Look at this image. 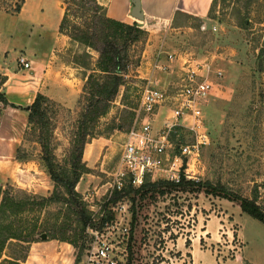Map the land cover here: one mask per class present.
<instances>
[{"label": "rangeland", "instance_id": "obj_1", "mask_svg": "<svg viewBox=\"0 0 264 264\" xmlns=\"http://www.w3.org/2000/svg\"><path fill=\"white\" fill-rule=\"evenodd\" d=\"M66 1H46L51 19ZM23 2L0 0V8L17 12ZM214 3L213 18L207 16L203 21L178 13L171 28L156 31V37L147 32L129 45L128 68L95 123L87 120L91 116L85 112L89 95L83 90L86 76L96 69L99 55L95 50L72 40L62 46L58 38H63L56 32L33 40L34 56L42 63L57 67L63 60L73 67H64L61 78L56 72L48 83V91L62 94L65 100L44 105L46 127L28 124L26 118L41 62L36 61L34 67L29 64L21 72L16 59L25 55L24 50L17 57L11 55V71L10 65L6 68L12 72L8 92L19 108L14 106L15 110L6 114L0 111V131L8 137L0 139V200L4 195L14 203L2 210L5 220H0V226L11 227L12 218L34 234L29 243L8 239L0 264H11L6 259L20 264H89V251L94 252L100 241L109 244L119 264H127L128 259L130 264H264V223L243 212L234 198L256 195V203L264 209V0ZM68 8L69 24H83L84 17L71 15L75 7L69 4ZM246 17L249 25L243 28L241 21ZM133 23L141 25L138 19ZM18 43L22 40L11 39V45ZM28 58L31 63V55ZM191 60L208 65L210 86L168 136L166 167L170 169L175 161V170L179 146L194 142L190 127L197 119L208 142L199 148L198 155L184 158L178 180L164 171L148 175L139 191L135 190L138 187H127L119 192L111 185L112 175L127 136L139 129L146 116L142 93L157 88L167 95L150 115L153 133L158 135L171 120L177 105L175 88L182 83ZM0 68L5 67L0 63ZM215 70L221 71L217 78ZM3 80L0 74V84ZM101 105L95 104L98 108ZM39 134L45 138L58 171L75 184L76 195L71 196L66 185H55L50 179L41 159ZM76 147L81 148L79 164L86 169L77 181L72 174ZM181 178L221 183L230 199L206 194L196 186L178 185ZM41 197L54 200L40 203ZM26 198L30 199L28 205H18Z\"/></svg>", "mask_w": 264, "mask_h": 264}, {"label": "trees", "instance_id": "obj_2", "mask_svg": "<svg viewBox=\"0 0 264 264\" xmlns=\"http://www.w3.org/2000/svg\"><path fill=\"white\" fill-rule=\"evenodd\" d=\"M214 2L215 0L212 1L208 11L209 18H213L212 13L215 5ZM69 4H72L75 7V9H72L73 12L71 14L74 18H85L83 19V24H79L76 22L69 24L67 19ZM62 9L63 14L59 24V32L69 37L70 40L77 42L78 44H83L86 47L95 50L99 55L96 69L92 68V73L86 76L85 85L83 88V90L86 91L89 95V102L86 105L85 112L91 116L87 117V120L95 123L97 118H99V116H101L105 112L107 108V102L110 101V98L112 96H114L118 85L121 84L122 73H124L128 68L130 57L128 53L129 45L132 44V42L139 40L141 36L147 35V31L138 27L136 23L129 24L108 17L105 7L101 5L97 0H67L65 2V6H62ZM89 12L92 13L90 14ZM247 19L248 18L246 17L241 21V25L243 26V28H247L249 25ZM79 66L84 65L80 64ZM85 68L88 70V67L86 65ZM98 78L103 79V81L99 83ZM0 101L4 105L9 104L6 97L2 93H0ZM50 102L53 103V101L46 95L39 92L36 93L29 107L26 109L28 124L33 123L39 124L41 127H46L48 123V113L44 105L48 103L50 104ZM96 103L102 104L101 108H98V106L96 107ZM9 105L11 107H14L13 104ZM38 142L41 145L43 151L41 159L50 179L55 185H66L68 187V193L71 196L76 195L74 192L75 184L62 176V174L58 171V167L53 159V156L51 154H48L46 140L42 134H39ZM83 143H85V141H82V144ZM75 150L76 152H78V155L75 161L76 163H74L72 174L77 181L79 176L81 175V172H84L86 169L83 165L79 164V162H81V148L76 147ZM162 183L173 186L177 185L173 184V182L171 181H163ZM178 183V185H182L185 187L196 186V190H202L206 194H212L222 198L230 199L229 192L226 191L225 187L221 183L213 185L208 181L196 182L192 180H184V178H181ZM152 185H154V183H152ZM127 187L129 189L134 188L130 184H127L119 192L125 191ZM140 189L141 187H138L135 190L139 191ZM117 196L113 199H117ZM234 198L240 202V207L243 212L264 223V209L256 203V195L251 199L243 197ZM40 199V203L50 202L54 200L52 197H41ZM29 200L30 199L26 198L24 199L22 204L18 205H28L30 203ZM12 203L14 202L11 197L9 198L4 195L2 196L0 200V215L3 214V217L0 216L1 221L5 220V213L4 211L2 213V210ZM52 232L53 234H56V231H51V233ZM33 234V230H29L26 232L22 225H16L14 220L11 218V227L0 226V258L4 244L8 239H16L21 242L29 243L33 240ZM127 248L130 254L131 247L128 245ZM15 259L19 260V258ZM5 261H10L11 264H20L19 262L7 259ZM127 264H130V259H128Z\"/></svg>", "mask_w": 264, "mask_h": 264}, {"label": "crops", "instance_id": "obj_3", "mask_svg": "<svg viewBox=\"0 0 264 264\" xmlns=\"http://www.w3.org/2000/svg\"><path fill=\"white\" fill-rule=\"evenodd\" d=\"M46 1L47 0H24L19 11L13 13L9 10L7 11L0 8V63L1 67H5L3 69L0 68V74L4 77L3 82L0 84V93L4 94L8 103L13 104L17 109L19 107L12 102L8 92V81L12 72H8L6 68L10 65L9 68L11 71V64H8L12 59L11 55L16 54L17 57L19 55L18 52L21 51V49L24 50L25 52L23 51V54H25L28 60V56L31 55L32 59L31 63L29 60V64L34 67L36 61H42L40 57V60L37 58L38 55L37 57L34 56L35 50L32 49V42L34 39L42 38L44 35L47 36L48 33L51 32L52 34L53 32H56L63 38H58L62 43V46H66L70 41L69 37L59 32V24L63 14L62 7L60 6L56 18L51 19L48 14L49 11L46 6ZM97 1L105 7L107 16L112 19L125 23H133L134 20H137L131 15V0ZM212 1L213 0H139L143 18L138 19L141 21V25L138 26L146 30L150 37H156V31H159L166 26L171 28L173 19L178 13L183 12L205 21L208 19V11ZM12 38L20 39L22 40V43L11 45ZM56 52L57 54H60L61 51L58 50ZM64 67L70 68V66H68L63 60H61V63L58 64L57 67L51 63L48 64L41 62L40 77L35 80L37 88H35V92L30 96L27 106L32 102L34 96L38 92L57 102L65 100L62 98V94L54 95L47 89L49 85L48 83L51 82L50 79H55L53 74L57 72L59 73L60 78L62 77L61 73ZM59 68L61 69L58 70ZM70 69H73V67L71 66ZM23 70L24 69H22L21 72ZM77 79V77L74 78V80ZM80 81H82V78H80ZM43 89H46L47 91ZM9 104L4 105L0 101V111L6 114L9 110H15V108L11 107ZM5 137L7 136L0 131V139L5 140Z\"/></svg>", "mask_w": 264, "mask_h": 264}, {"label": "built area", "instance_id": "obj_4", "mask_svg": "<svg viewBox=\"0 0 264 264\" xmlns=\"http://www.w3.org/2000/svg\"><path fill=\"white\" fill-rule=\"evenodd\" d=\"M16 61L23 69L29 68V60L25 55H19ZM187 64L181 79L182 83L175 88L174 99L177 105L171 111V120L164 124L162 132L158 135L153 133L150 115L167 99V95L157 88H147L142 93L141 104L146 111V116L142 119L139 129L131 130L127 136L120 153L118 167L112 175L111 185L118 191L127 184L137 188L143 184L148 175L164 171L171 173L172 180H178V168L182 167L184 158L189 155H198L199 148L208 142L204 126L197 119L196 124L190 127L194 142L191 145L179 146V155L176 156L179 167L177 166L176 171L174 170L175 161L170 169L166 167L168 136L181 125L177 120L191 110L194 101L202 98L206 94V88L210 86L207 64H201L196 60H191ZM213 75L217 78L221 75V71L215 70ZM96 244V247H93L95 251H89L87 259L89 264H119L115 259L117 255L112 254L108 243L100 241Z\"/></svg>", "mask_w": 264, "mask_h": 264}, {"label": "water", "instance_id": "obj_5", "mask_svg": "<svg viewBox=\"0 0 264 264\" xmlns=\"http://www.w3.org/2000/svg\"><path fill=\"white\" fill-rule=\"evenodd\" d=\"M132 2V8H131V15L136 19H142L143 14L140 9V2L139 0H131ZM45 235H42V238H44Z\"/></svg>", "mask_w": 264, "mask_h": 264}]
</instances>
